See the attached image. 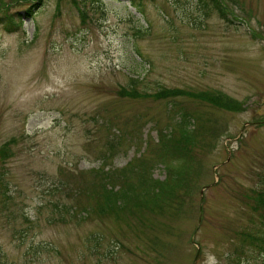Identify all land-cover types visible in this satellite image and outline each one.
<instances>
[{
    "label": "rangeland",
    "instance_id": "rangeland-1",
    "mask_svg": "<svg viewBox=\"0 0 264 264\" xmlns=\"http://www.w3.org/2000/svg\"><path fill=\"white\" fill-rule=\"evenodd\" d=\"M139 2L0 23V264H264V0Z\"/></svg>",
    "mask_w": 264,
    "mask_h": 264
},
{
    "label": "trees",
    "instance_id": "trees-1",
    "mask_svg": "<svg viewBox=\"0 0 264 264\" xmlns=\"http://www.w3.org/2000/svg\"><path fill=\"white\" fill-rule=\"evenodd\" d=\"M36 1L31 3L29 7L24 8L22 10H17L13 12V14H10L9 16H6L5 14H2V15L0 14V23H3V21L6 20L7 21L6 29L8 30H13V28L18 27L17 24L15 23L16 20L19 22V25H22L28 17H31L33 15L35 8L41 3L42 0H36ZM88 1L89 0H71V2H73L74 4L81 3L83 7L87 5ZM91 1H94V0H91ZM213 2L216 4L218 8H221V5L223 6L220 0H213ZM131 4L133 7L136 8V10H139V9L142 10L141 3L139 2V0H131ZM207 95L208 96L206 97H203L204 95H202L201 98H205L206 100H209V101H211V99L216 100V101L218 100L217 97L210 96L209 94ZM188 121L189 120L185 118L183 122H181L182 123L180 126L181 136L178 139L175 138V143H170L171 146L177 148V151L182 152V153L186 152L190 148V143H192V141L195 142V140H193V137H192L193 135H190V132L188 131L190 129L187 130V127H186V124L188 123ZM170 147H168V149H170ZM261 193L264 196V183H263L262 189L258 191V195L260 196ZM259 203H260V209H261L259 213H261L260 220L262 221V230H260L259 228V234H253V235L251 234L249 236V239L247 240V243L254 245V246H259L261 250H264V247H263L264 236L261 235V233L263 234L262 231H264V197L263 199L261 198L259 199Z\"/></svg>",
    "mask_w": 264,
    "mask_h": 264
}]
</instances>
